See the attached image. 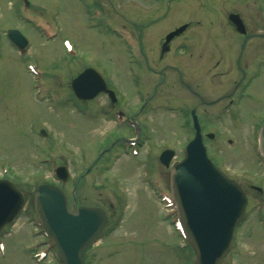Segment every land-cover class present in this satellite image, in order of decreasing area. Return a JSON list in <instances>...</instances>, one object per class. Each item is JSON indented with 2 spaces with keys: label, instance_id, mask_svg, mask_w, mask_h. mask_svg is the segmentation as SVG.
<instances>
[{
  "label": "rangeland",
  "instance_id": "374dc122",
  "mask_svg": "<svg viewBox=\"0 0 264 264\" xmlns=\"http://www.w3.org/2000/svg\"><path fill=\"white\" fill-rule=\"evenodd\" d=\"M30 1L37 13L43 12L50 21L56 17L62 27L57 37L46 41L23 15L20 17L17 0H0V35L8 27L19 28L32 44L27 56L21 58L7 38L0 37V177L9 175L26 195L30 193L22 215L10 230L0 232L4 245L0 264H62L52 240L36 227L32 192L44 182L63 187L70 197L76 185V205H100L112 213L111 222L88 252L87 264H195L193 251L186 248L174 227V208L168 198V204L162 200L163 193H169V168L158 159L167 147L175 149L177 158L183 156L192 136L188 108L194 105L202 128L216 136L205 140L210 157L249 194L248 217L237 228L223 264H264V158L258 142L264 122V22L247 19L255 38L248 46L243 45L244 50L242 36L237 37L232 30L234 39L231 43L222 40L223 51L211 42L214 36H225L226 27L222 34L221 25L226 17L221 13L227 8L234 7L250 17L251 10H264V0H207V5L203 4L206 16L201 20L211 28H204V35L213 38L209 44L188 48L194 50L193 58L185 50L179 56L170 54L167 62L151 63L154 69L148 70L146 62L132 59L128 51L126 54V47L116 37L89 21L78 0ZM110 2L116 19L121 12L132 22L139 8L144 11L157 6L151 0ZM175 3L176 15L183 16V0ZM191 7L203 15L199 0L192 1ZM64 37L75 46V60L61 46ZM148 46L144 43V51L150 56ZM150 49L158 53L157 46ZM242 53L237 63L234 56ZM31 64L41 72V78H34L29 71ZM84 65L97 67L111 78L119 97L117 113L120 110L129 116L144 109L141 119L146 123V137L135 148L137 153L116 142L113 152L99 157L89 170L107 142L110 145L114 137L134 132L125 126L129 125L125 118L102 115L109 101L104 94L80 109L72 105L69 82ZM244 68L254 77L251 83L249 77L242 80ZM156 69L158 73L165 70V83L156 85L162 79L153 72ZM180 78L190 87L181 85ZM43 84L59 88V95L67 94L65 99L50 101L38 92ZM230 98L232 105L228 104ZM40 128L47 136L37 134ZM58 163L69 168L66 183L54 175ZM252 184L261 186L263 193L253 190Z\"/></svg>",
  "mask_w": 264,
  "mask_h": 264
},
{
  "label": "water",
  "instance_id": "95a60500",
  "mask_svg": "<svg viewBox=\"0 0 264 264\" xmlns=\"http://www.w3.org/2000/svg\"><path fill=\"white\" fill-rule=\"evenodd\" d=\"M237 16L232 15V20L239 27ZM18 32L10 30L8 36L23 42ZM87 79L88 73H82L72 86L78 95L90 98L102 88ZM194 122L196 135L187 145L184 159L175 162L171 169V192L181 228L194 249L196 264H221L229 251L234 229L244 216L247 196L242 186L207 156L196 116ZM260 147L264 154V124ZM173 156L174 151L167 149L160 159L169 166ZM57 172L63 180L67 179L65 166ZM35 197L42 225L55 238L64 264H84L85 251L108 222L106 212L100 207L84 206L70 212L64 191L53 185H39ZM24 203L23 193L14 183L1 179L0 229L13 221Z\"/></svg>",
  "mask_w": 264,
  "mask_h": 264
},
{
  "label": "flooded vegetation",
  "instance_id": "af4514ba",
  "mask_svg": "<svg viewBox=\"0 0 264 264\" xmlns=\"http://www.w3.org/2000/svg\"><path fill=\"white\" fill-rule=\"evenodd\" d=\"M151 1H155L157 6L150 10L143 9L144 11H142V8L141 9L139 8V11H138L139 13L135 15L136 21H133V22L128 20V18L122 15L121 13H117L119 17L116 20V18L111 14L112 13L111 10L109 9L112 6V3L110 2V0H94L93 2L87 3L85 5L84 10H86L87 14L89 15V18H91L92 9L94 7H101L106 15L104 19L108 20L109 24H111V21H115L116 24L113 22L112 23L115 24L116 27L120 26V27L129 28L130 32L132 33V36L134 37L137 45L140 48L141 57L143 59H146V61H151L153 63H159L162 61H166V59L169 57L170 54L171 55L175 54V47L177 46L180 48H189V49L191 47H198V46L203 47V46H207L206 42H208L209 44V40L211 41L213 39V38L209 39L208 35L206 34L204 35V31H205L204 28L208 27L207 23L204 24L202 23V20H201L205 16L203 14L204 0H199V9L203 15H201L200 13L198 14L195 13L193 15L192 13L193 8L191 7V2L193 0H183L184 6L186 7V9H184L183 16L181 14L176 15L175 13V10H174L176 7L175 2H177V0H151ZM93 4L94 6L92 7ZM232 11L237 12L241 15V18L243 19L245 23L246 31L245 33L239 34L238 31L235 29V27L226 21L223 25H221V27L223 26L222 34H224V27H226L225 36L223 38H219L218 35L214 36L216 40L213 39L211 41L214 44V46L217 47V49L220 47L222 50V47H221L222 40L225 42H229V43L233 41L234 38L232 35H230L233 31L237 37L242 36L243 38L241 40V42L243 43L242 50H244V46H248L250 43L249 41L255 38V36L252 33L250 34V31L254 30V28H249L247 19L248 18L258 19V22L261 24L260 19L262 18L260 17V14L258 13L256 14L254 10H252L251 12L252 16L249 14L250 17L249 16L246 17L244 12L238 9H235L234 7L232 8L230 7V8H227L225 13H221V16L227 17L229 16V13ZM171 17H174V18L171 19ZM175 18L179 19V21L175 22L176 20ZM165 19H167V21H164ZM96 24L107 27V25H105L103 21L101 20H97ZM182 25H184V28L181 31H179V33H175L168 39V36L170 35V33H172L173 31H176ZM108 29L111 30V27ZM110 30H107V32L110 33ZM237 39L239 40V38ZM144 43L149 45L148 46L149 51L152 53L150 56L149 54L147 55L144 51ZM155 46L158 47L157 54L155 53V51H151L150 49V47H153L155 50ZM188 55L189 57H193L194 53L190 50ZM243 55L244 54L242 53L239 55V57L234 56V58H236V61L238 60L237 63L240 62ZM220 57L225 58L222 54L220 55ZM228 59H231V58H228ZM232 60H228V61L230 62ZM249 67L250 65L247 66L248 69ZM238 68L240 69L241 67L238 66ZM241 70L244 73L242 80H245L246 78L249 77L250 83H251V81L254 79L253 75L248 76L247 75L248 70H245V68ZM161 72L162 71H160L159 73L163 77H165L163 72L162 73ZM226 73L224 71L219 72V74H222V75L224 74L226 75ZM185 85L187 87H190V84L188 83H186ZM233 94L234 92L231 93V95ZM233 101H234L233 98H230L228 101V104L229 103L231 105L234 104ZM132 118L135 120V116H132ZM251 188L257 191V189L253 187V185H251Z\"/></svg>",
  "mask_w": 264,
  "mask_h": 264
}]
</instances>
